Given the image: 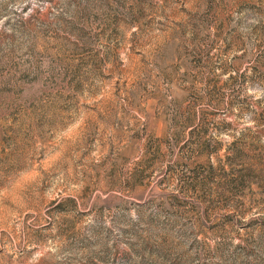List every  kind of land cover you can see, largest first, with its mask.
Segmentation results:
<instances>
[{
    "label": "rangeland",
    "instance_id": "rangeland-1",
    "mask_svg": "<svg viewBox=\"0 0 264 264\" xmlns=\"http://www.w3.org/2000/svg\"><path fill=\"white\" fill-rule=\"evenodd\" d=\"M0 264H264V0H0Z\"/></svg>",
    "mask_w": 264,
    "mask_h": 264
}]
</instances>
